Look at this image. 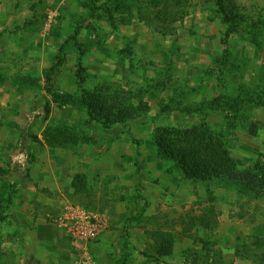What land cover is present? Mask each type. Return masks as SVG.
<instances>
[{
    "label": "rangeland",
    "instance_id": "obj_1",
    "mask_svg": "<svg viewBox=\"0 0 264 264\" xmlns=\"http://www.w3.org/2000/svg\"><path fill=\"white\" fill-rule=\"evenodd\" d=\"M221 2L0 0V200L18 180L6 214L20 231L0 226V264H113L141 195L127 264H264V197L185 177L153 141L203 121L239 167L264 162V0ZM79 75L138 113L105 127ZM75 205L92 234L59 226Z\"/></svg>",
    "mask_w": 264,
    "mask_h": 264
},
{
    "label": "trees",
    "instance_id": "obj_2",
    "mask_svg": "<svg viewBox=\"0 0 264 264\" xmlns=\"http://www.w3.org/2000/svg\"><path fill=\"white\" fill-rule=\"evenodd\" d=\"M218 1L219 4H222L221 0ZM226 18L228 17L225 15L224 19L226 20ZM232 31L233 28L226 32L225 36L227 39L229 32ZM80 70L81 67L78 66L77 71ZM50 77L48 75L47 83H50ZM84 81V76L79 75V84L81 86L80 101L86 106L89 115L93 119H97L98 116L104 118L102 124L105 127L113 123L125 124L126 118L138 113V109L132 104L125 107L115 100L105 98L101 94H92V92L83 88L82 84ZM47 91H49L48 88ZM68 97H66L67 101L69 100ZM234 99L230 106L236 111L238 99L236 97ZM239 105L241 106V101ZM45 112H49L48 106L45 108ZM233 113L236 115V112ZM225 132V129L217 130L211 128L202 121L199 125L183 128L174 126L157 128L153 133V141L157 147L158 155L163 159L172 161L185 177L206 182L221 181L223 185H229L231 188L246 194L249 198L264 197V162L251 160L247 166L239 167L230 152L229 145L225 139ZM137 165L138 161L136 160V170ZM18 183V180L10 183L9 190L0 200V226L4 224L12 227L15 236L20 239L18 225L8 218L6 214V210L13 203ZM138 187V192L141 195L142 186ZM141 198L144 205L140 213L124 220L122 234L114 244L116 254L113 264H127L130 256L129 224L136 221L145 210L146 200L142 195ZM259 244H264L262 237H256L252 243L253 246ZM171 251V242H168L166 246L158 247L155 255L143 254L148 261L157 262L160 256L167 255Z\"/></svg>",
    "mask_w": 264,
    "mask_h": 264
},
{
    "label": "built area",
    "instance_id": "obj_3",
    "mask_svg": "<svg viewBox=\"0 0 264 264\" xmlns=\"http://www.w3.org/2000/svg\"><path fill=\"white\" fill-rule=\"evenodd\" d=\"M72 213L63 214L60 216L59 226H61L65 233L77 238L78 235L92 234L94 231V223L91 224L90 214L81 206L75 205L71 208Z\"/></svg>",
    "mask_w": 264,
    "mask_h": 264
},
{
    "label": "crops",
    "instance_id": "obj_4",
    "mask_svg": "<svg viewBox=\"0 0 264 264\" xmlns=\"http://www.w3.org/2000/svg\"><path fill=\"white\" fill-rule=\"evenodd\" d=\"M13 181H15V180H13ZM13 181H12V182H13ZM12 182H11V183H12ZM18 182H19V181H18ZM18 184H19V183H18ZM0 185H2V184L0 183ZM13 201H14V200H13ZM12 221H13V220H12ZM13 222H15V221H13ZM15 223H16V222H15ZM19 234H20V231H19ZM64 235H65V233H64ZM65 236H66V235H65Z\"/></svg>",
    "mask_w": 264,
    "mask_h": 264
}]
</instances>
